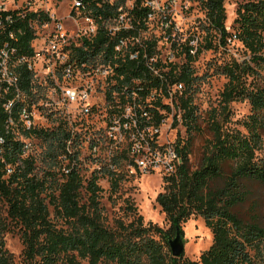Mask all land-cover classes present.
I'll use <instances>...</instances> for the list:
<instances>
[{
    "label": "trees",
    "instance_id": "1",
    "mask_svg": "<svg viewBox=\"0 0 264 264\" xmlns=\"http://www.w3.org/2000/svg\"><path fill=\"white\" fill-rule=\"evenodd\" d=\"M226 1L197 0L204 15L201 31L205 42L215 33L218 47H226L227 39L235 36L248 58L230 56L220 69L226 83L218 105L206 114V128L212 138L203 147L200 164L194 170L189 168L188 154L194 135L202 128L190 93L196 81L191 64L200 51L191 55L190 40L184 41L180 52L184 63L171 65L162 73L166 82L159 77L153 80V87L163 90L154 104L168 112L169 107L161 103L162 94L167 96L166 86H183L172 104L179 111L187 140L176 142L180 163L173 175L162 178L163 191L155 199L168 229L144 224L141 216L127 224L117 219L112 227L106 226L97 182L108 179L110 191L115 193L123 174L102 169L87 178L77 171L65 175L56 158L65 135L41 132L37 136L45 150L37 162L26 160L8 177L0 165V264H14L4 243L13 223L21 233V264H81L84 260L88 264H264V218L254 210V197H264V0L238 4L232 32L225 24ZM92 4L93 13L102 15L103 11ZM138 5L139 1L136 16L143 13ZM205 47L212 48L210 41ZM234 102H247L249 114L234 119ZM160 118L157 114V123ZM38 163L44 169L40 170ZM82 189L87 195L84 204H80ZM247 202L250 209L243 215L240 209ZM51 211L66 228L51 222ZM196 216L212 233L210 247L196 261L183 255L172 257L169 240L179 234L184 243L182 224Z\"/></svg>",
    "mask_w": 264,
    "mask_h": 264
},
{
    "label": "built area",
    "instance_id": "2",
    "mask_svg": "<svg viewBox=\"0 0 264 264\" xmlns=\"http://www.w3.org/2000/svg\"><path fill=\"white\" fill-rule=\"evenodd\" d=\"M138 1L140 16L134 14ZM92 2L102 15L93 13ZM177 2L72 0L59 16L58 0H0L4 177L26 160L41 158L37 135L58 131L65 135L56 157L65 175L77 171L87 178L102 169L160 177L176 172L180 159L170 140L176 121L166 114L183 86H166L161 103L168 112L154 104L163 90L154 88L153 80H163L162 73L174 65L158 58L155 31L175 41L177 25L169 9ZM233 41L235 36L227 39ZM195 52L193 47L190 54Z\"/></svg>",
    "mask_w": 264,
    "mask_h": 264
},
{
    "label": "rangeland",
    "instance_id": "3",
    "mask_svg": "<svg viewBox=\"0 0 264 264\" xmlns=\"http://www.w3.org/2000/svg\"><path fill=\"white\" fill-rule=\"evenodd\" d=\"M59 8L58 15L63 16L66 8L70 7L72 0H58ZM248 0H227L225 3L226 10V27L231 31L230 27L235 19V10L238 4ZM184 4L187 9L183 8ZM169 14L174 17L177 25L176 31L173 32L171 39L166 41L162 38V32L156 28L157 52L158 58L165 64H182L184 63L183 56L180 55L184 41L191 40L190 45L194 50H199L200 53L196 56L195 61L191 64L196 81L191 90L193 104L197 109L199 123L202 128L200 134L194 135L190 152L188 154V163L191 170L196 169L201 161L203 147L211 140V133L206 128V114L216 107L219 103L220 92L226 83V78L220 74V69L229 61V57L233 56L237 59H247L248 55L242 45L233 41L227 43L226 47H218V37L215 33L208 36L207 43L210 41L212 48L207 49L204 39L203 27L204 15L197 0H178L177 5L169 9ZM210 37V40H209ZM172 42V43H171ZM169 100H164V104ZM170 114H166L169 122L176 121L175 130H171V139L175 142L178 140L186 142L187 137L185 130L181 126L180 115L174 105L170 107ZM231 110L234 119H242L249 114L250 107L247 102H234L231 104ZM175 136V138H174ZM162 141V140H161ZM40 149L45 150V144L42 141ZM263 149H264V134H263ZM38 168L44 169V165L38 163ZM120 170V169H119ZM58 183L61 182L56 174ZM123 180L119 182V187L115 193L110 191L109 181L104 177L98 180V185L101 188L100 207L103 211L104 224L112 227L115 220L119 219L124 224L131 222L136 216H141L144 224L151 223L166 230L169 227L165 220L164 214L155 202L156 196L163 191V181L158 174H125ZM87 195L84 189L81 190L80 204L86 203ZM256 204L254 207L264 218V197H254ZM249 202L245 203L240 211L243 215L250 209ZM50 220L56 227L66 228V224L59 218H56L51 211ZM16 224L10 225L9 231L4 235L5 249L11 255L14 264H21V254L23 244L21 233ZM183 236L185 239L183 248V258L196 261L200 255L205 252L212 243V233L208 229L204 221L196 216L191 217L187 222L182 224ZM81 264H88L87 261H81ZM99 264H108L101 262Z\"/></svg>",
    "mask_w": 264,
    "mask_h": 264
},
{
    "label": "water",
    "instance_id": "4",
    "mask_svg": "<svg viewBox=\"0 0 264 264\" xmlns=\"http://www.w3.org/2000/svg\"><path fill=\"white\" fill-rule=\"evenodd\" d=\"M171 255L174 258H180L183 255L184 244L179 234H177L173 239L168 242Z\"/></svg>",
    "mask_w": 264,
    "mask_h": 264
}]
</instances>
